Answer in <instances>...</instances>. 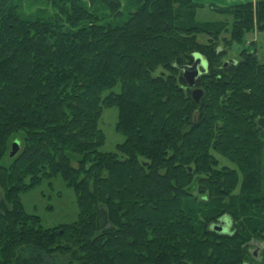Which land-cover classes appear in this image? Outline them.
<instances>
[{"label": "trees", "instance_id": "obj_1", "mask_svg": "<svg viewBox=\"0 0 264 264\" xmlns=\"http://www.w3.org/2000/svg\"><path fill=\"white\" fill-rule=\"evenodd\" d=\"M29 1L49 8L27 16ZM200 6L0 0V264H250L264 242V59L225 65L231 40ZM213 6L233 38L264 30V0ZM195 52L199 102L179 68ZM112 106L125 139L103 151ZM58 175L79 216L45 228L20 194Z\"/></svg>", "mask_w": 264, "mask_h": 264}, {"label": "rangeland", "instance_id": "obj_2", "mask_svg": "<svg viewBox=\"0 0 264 264\" xmlns=\"http://www.w3.org/2000/svg\"><path fill=\"white\" fill-rule=\"evenodd\" d=\"M194 2L201 5L197 9L196 19L199 22L207 23L220 29L218 43L226 45V41H224L225 37L231 40V43L227 44L229 46L227 49V59L239 58L241 52L244 50L255 52L260 59H264V30H260L257 27L254 29H246L240 37L233 38L232 15L213 9V5L220 7L221 5L210 2H199L197 0H194ZM47 8L49 7H47L44 1H29L25 3L23 13L28 16ZM198 36L200 41H207L206 34L202 33ZM119 90V87H116L106 91L104 95L109 94L111 91L119 92ZM117 121L118 107L112 106L105 108L100 119V127L103 128L107 137L101 148L103 151H116L118 143L123 142L125 139L124 135L116 129ZM73 158L74 164H76L78 156L74 155ZM6 159L4 158V162H6ZM20 197L26 212L39 215L41 223L45 228L71 224L78 219L80 210L77 195L74 189L68 186L60 175L52 179L42 180L40 184L22 192ZM248 261L250 264H256L254 260L249 259Z\"/></svg>", "mask_w": 264, "mask_h": 264}, {"label": "water", "instance_id": "obj_3", "mask_svg": "<svg viewBox=\"0 0 264 264\" xmlns=\"http://www.w3.org/2000/svg\"><path fill=\"white\" fill-rule=\"evenodd\" d=\"M194 56V60L192 63L189 64H183L181 66H179V68L182 70L183 76L185 78V80L188 83V86L192 88V96L193 98L199 102L201 97L203 96V89L195 86L196 85V81L197 78L200 76V74L202 73V69L207 68L208 63L206 58L199 52H195L193 54ZM230 61H234V59L231 60H227L225 62V65H227ZM20 148V141L19 140H14L12 143V151H11V155H14L15 153H17L19 151ZM227 218L224 217V219L222 220V226H220L221 229L225 228V225L227 224ZM264 248V242L263 241H259V240H255V248L252 249V253H255V258H259L260 257V251Z\"/></svg>", "mask_w": 264, "mask_h": 264}, {"label": "crops", "instance_id": "obj_4", "mask_svg": "<svg viewBox=\"0 0 264 264\" xmlns=\"http://www.w3.org/2000/svg\"><path fill=\"white\" fill-rule=\"evenodd\" d=\"M197 1L204 2V3L210 2L212 4L214 3V4L221 5V6H228V5L239 4V3L254 1V0H197Z\"/></svg>", "mask_w": 264, "mask_h": 264}, {"label": "flooded vegetation", "instance_id": "obj_5", "mask_svg": "<svg viewBox=\"0 0 264 264\" xmlns=\"http://www.w3.org/2000/svg\"><path fill=\"white\" fill-rule=\"evenodd\" d=\"M253 248H255V240H253V243L250 246V254H251V257L253 258L254 263H255V259L257 260V258H255V253H252ZM263 251H264V248L260 251V256L263 253Z\"/></svg>", "mask_w": 264, "mask_h": 264}, {"label": "bare ground", "instance_id": "obj_6", "mask_svg": "<svg viewBox=\"0 0 264 264\" xmlns=\"http://www.w3.org/2000/svg\"><path fill=\"white\" fill-rule=\"evenodd\" d=\"M260 238V237H259Z\"/></svg>", "mask_w": 264, "mask_h": 264}]
</instances>
